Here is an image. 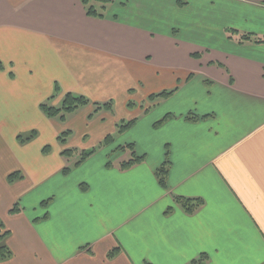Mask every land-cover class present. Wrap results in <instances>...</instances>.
I'll return each mask as SVG.
<instances>
[{"label":"crops","instance_id":"crops-1","mask_svg":"<svg viewBox=\"0 0 264 264\" xmlns=\"http://www.w3.org/2000/svg\"><path fill=\"white\" fill-rule=\"evenodd\" d=\"M112 2L93 18L80 0H0V221L12 253L0 264H264V44L226 34L264 38V0ZM67 93L112 111L90 105L64 123L41 112ZM127 144L144 162L123 171L129 157L114 150ZM177 197L203 204L189 215Z\"/></svg>","mask_w":264,"mask_h":264},{"label":"trees","instance_id":"trees-1","mask_svg":"<svg viewBox=\"0 0 264 264\" xmlns=\"http://www.w3.org/2000/svg\"><path fill=\"white\" fill-rule=\"evenodd\" d=\"M112 1L113 0H80L82 6L84 8L85 14L88 17H93V18H103L104 13L106 12V10L108 8V5L110 6L113 4ZM177 5L179 7H184L185 3L178 1ZM226 34L228 35L229 39H235L236 38L237 39L236 41H238L239 43H251L254 45L264 44V38H260L256 35H253V34H243V33H239L238 31L229 30V29L226 30ZM194 57L195 58H201V56L199 54H194ZM173 92H174V90L163 91L161 93L151 95L148 98V101L154 102L158 99L167 98ZM57 93H58V90L56 88L55 94H57ZM90 105L92 107H94V113H96L100 110L112 111V108H113L111 101L104 103V104L91 103L84 96L67 93L66 95H64L62 102L58 108H54V107H51V106L44 104V105L40 106V110L47 118L55 119V120L59 121L60 123H64L67 116L75 113L76 111H78L81 108H84V107H87ZM133 106H134V104L131 101H129L127 107L132 108ZM171 117H172L171 115L166 116L165 118H163V120L157 122L155 124V127L160 126L168 118H171ZM186 119L188 121L195 122V121H198L199 118H198V116L190 113L186 116ZM134 122L135 121L120 122L117 125V133L121 134V133L125 132L127 129H129L134 124ZM69 135H70V132H67V131L63 132L58 137V140H57L58 143L61 144L62 146L66 145V140L69 137ZM35 137H36V133L31 132L27 137H25V138L19 137L18 139L21 143H25V142L31 141ZM112 141H113V137L107 136L103 140V142L100 145H98L96 148L80 151L79 152V159L77 162H75L73 164L72 168L79 166L87 158H89L91 155L95 154L97 152V150L110 146ZM46 149L47 148H45V150ZM116 151L117 152H123V154H129V159L126 161L124 160L123 162H121L119 164V168L123 171H126V170L132 168L133 166L139 165V164L144 162L143 156L136 155L133 144H127L126 146L118 147L116 149ZM75 152H77V150H75V149H65L62 151L61 155L65 156V157H69ZM107 165H108V167H110L111 162H108ZM168 166H169V162H168V159L166 158L165 162L155 172V176H156V179L158 181V184L163 188H166V178H167L168 170H169ZM70 170H71V167H66L63 169V172L67 173ZM20 178H21L20 175L17 173L11 174L7 178V181L9 183H12L15 180H18ZM176 202L179 204V206L182 208V210H184V212H186L189 215L193 214L194 211H196L198 208H200L203 204V201L200 199H188V198H180V197L176 198ZM47 203H48V201L43 202L42 205H46ZM18 212H20V208L18 207V204H14L9 210L10 215L17 214ZM9 234H10V232L4 229V227L0 221V263L10 259L12 256L10 249L6 245V239L9 236ZM116 253H117L116 249L110 251L107 255V258L113 259L116 255ZM207 259L208 258L206 255H201L198 259H195L188 264H204V262ZM146 264H149V263H146Z\"/></svg>","mask_w":264,"mask_h":264},{"label":"rangeland","instance_id":"rangeland-1","mask_svg":"<svg viewBox=\"0 0 264 264\" xmlns=\"http://www.w3.org/2000/svg\"><path fill=\"white\" fill-rule=\"evenodd\" d=\"M159 114H160V111H158L157 113L155 112V115L153 116V118L159 116ZM92 143H93V144H92L93 147H87L88 149L96 148V147H95L96 145H94V141H92ZM120 145H121V144H120ZM76 148L80 149L79 146H76ZM86 150H87V149H86ZM101 150H103V149H99V150H97L96 154H97L98 152H100ZM114 152H117L116 149L114 150ZM119 154H120V155H126V156L129 157V154H123V152H119ZM163 154H164V158H165V159H164V162H165L166 158L168 159V150H167V148H165V146L163 147ZM110 158H112V157H110ZM113 158H115V156H113ZM122 160H123V159H122ZM122 160H120V161L123 162ZM121 162H120V163H121ZM164 162H163V163H164ZM120 163H119V164H120ZM163 163H162V164H163Z\"/></svg>","mask_w":264,"mask_h":264}]
</instances>
